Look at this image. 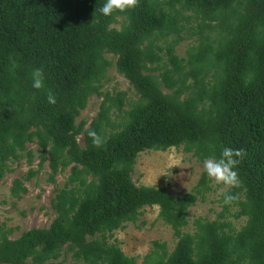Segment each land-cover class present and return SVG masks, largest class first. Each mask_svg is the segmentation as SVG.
Segmentation results:
<instances>
[{
  "label": "trees",
  "instance_id": "16d2710c",
  "mask_svg": "<svg viewBox=\"0 0 264 264\" xmlns=\"http://www.w3.org/2000/svg\"><path fill=\"white\" fill-rule=\"evenodd\" d=\"M104 2L0 0V180L11 161L34 160V143L39 167L26 178L49 161L56 185L48 227L16 238L0 227V264H137L111 239L154 206L178 240L173 251L153 243L144 264H264V0H136L110 16L99 13ZM195 35L181 57L177 47ZM114 66L138 95L129 110L126 92L103 89ZM37 68L41 89L32 87ZM93 96L104 99L86 128L77 119ZM172 147L201 162L225 147L243 151L240 184L221 193L218 218L194 220V232L185 227L211 189L206 172L183 195L132 178L141 152ZM27 191L17 178L12 194ZM234 207L236 218L247 216L239 230L222 220Z\"/></svg>",
  "mask_w": 264,
  "mask_h": 264
},
{
  "label": "rangeland",
  "instance_id": "374dc122",
  "mask_svg": "<svg viewBox=\"0 0 264 264\" xmlns=\"http://www.w3.org/2000/svg\"><path fill=\"white\" fill-rule=\"evenodd\" d=\"M197 27V20H192L190 24ZM200 30V28H196ZM214 33L215 31H210ZM197 35L192 36L180 43L177 47V53L184 57L192 43L196 44ZM104 91L116 93L124 91L128 94L125 100V110L132 107V103L138 100V95L134 87L131 86L128 79L116 71V67L109 69V79L104 84ZM104 97L93 96L82 110L77 122L87 119L86 128L90 126L92 120L97 116L101 102ZM125 112H121L124 115ZM116 118V116H113ZM117 122L122 120L118 116ZM80 142L83 143L84 137L80 136ZM28 148L35 153L34 160L29 161L28 155L24 154L20 160L10 162L12 171L8 172L0 180V227L12 232L9 233L11 238L20 236L24 231L35 227H48L55 217V210L52 207V199L55 196L56 185L49 182V161L45 169L31 179L26 176L30 169L37 170L39 167L38 145L31 143ZM48 172V173H47ZM203 162H201L193 153L186 152L181 148H169V150H146L139 154L137 162L132 172L133 181L138 185H158L167 187L169 192L175 195H183L186 192L193 191L200 182L204 173ZM69 174V169L66 175ZM66 176L59 174L57 176L58 187H62L66 181ZM17 178L23 179L28 187V191L21 193L22 197L18 198L12 194V187ZM211 189L204 195H200L196 204L190 207L188 218L190 223L185 227L186 231L194 232L196 227L194 220L197 217L216 219L223 210L221 193L228 188L224 184H217L209 179ZM159 207H147L137 223H128L124 229L114 232L112 241H118L122 250L130 257L136 259L137 264H144L146 257L154 249L155 242L167 243L170 251L176 246L178 238L170 225L166 224L159 218ZM236 207L232 208V213L226 212L222 220H228L235 229L239 230L247 222V216L236 218L233 215ZM68 262L72 259L68 257Z\"/></svg>",
  "mask_w": 264,
  "mask_h": 264
},
{
  "label": "clouds",
  "instance_id": "9594fccd",
  "mask_svg": "<svg viewBox=\"0 0 264 264\" xmlns=\"http://www.w3.org/2000/svg\"><path fill=\"white\" fill-rule=\"evenodd\" d=\"M136 0H105L103 5L99 8V13L104 16H110L114 11H123L128 7L134 6ZM44 73L42 69H34L31 73L32 87L41 89L44 87ZM47 101L49 104L56 103V96L51 91L47 94ZM93 138L95 146L100 147L103 143L102 139L95 131L89 133ZM243 157V151L239 149H232L229 147L223 148L220 156L208 157L203 160V169L207 176L215 181L217 184H224L226 186H238L240 184L237 166L240 162L238 158ZM230 195L225 196V201H230Z\"/></svg>",
  "mask_w": 264,
  "mask_h": 264
}]
</instances>
